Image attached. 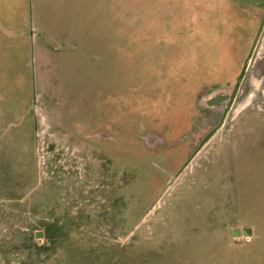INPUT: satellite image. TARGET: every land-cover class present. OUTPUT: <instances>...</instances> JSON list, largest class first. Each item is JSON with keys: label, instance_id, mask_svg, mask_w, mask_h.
Wrapping results in <instances>:
<instances>
[{"label": "rangeland", "instance_id": "rangeland-1", "mask_svg": "<svg viewBox=\"0 0 264 264\" xmlns=\"http://www.w3.org/2000/svg\"><path fill=\"white\" fill-rule=\"evenodd\" d=\"M0 264H264V0H0Z\"/></svg>", "mask_w": 264, "mask_h": 264}, {"label": "water", "instance_id": "water-1", "mask_svg": "<svg viewBox=\"0 0 264 264\" xmlns=\"http://www.w3.org/2000/svg\"><path fill=\"white\" fill-rule=\"evenodd\" d=\"M243 232H244V234L250 235V234H252V228H244Z\"/></svg>", "mask_w": 264, "mask_h": 264}, {"label": "crops", "instance_id": "crops-1", "mask_svg": "<svg viewBox=\"0 0 264 264\" xmlns=\"http://www.w3.org/2000/svg\"><path fill=\"white\" fill-rule=\"evenodd\" d=\"M55 3L56 4H62L63 3V0H55ZM35 4V3H34ZM34 7H35V5H34Z\"/></svg>", "mask_w": 264, "mask_h": 264}, {"label": "trees", "instance_id": "trees-1", "mask_svg": "<svg viewBox=\"0 0 264 264\" xmlns=\"http://www.w3.org/2000/svg\"><path fill=\"white\" fill-rule=\"evenodd\" d=\"M237 232V231H236Z\"/></svg>", "mask_w": 264, "mask_h": 264}]
</instances>
